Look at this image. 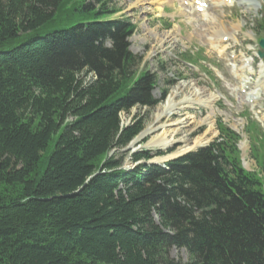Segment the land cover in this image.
<instances>
[{
	"label": "trees",
	"instance_id": "16d2710c",
	"mask_svg": "<svg viewBox=\"0 0 264 264\" xmlns=\"http://www.w3.org/2000/svg\"><path fill=\"white\" fill-rule=\"evenodd\" d=\"M93 1L0 0V264H264V182L235 133L165 167L109 156L143 127L120 113L161 99L134 26Z\"/></svg>",
	"mask_w": 264,
	"mask_h": 264
},
{
	"label": "rangeland",
	"instance_id": "374dc122",
	"mask_svg": "<svg viewBox=\"0 0 264 264\" xmlns=\"http://www.w3.org/2000/svg\"><path fill=\"white\" fill-rule=\"evenodd\" d=\"M84 2L97 6L93 0H84ZM174 2L175 6L174 4H164V10L161 11L156 8L158 5L156 0L105 1L107 10H117L110 16V19L126 18L134 26L132 35L127 42L129 51L139 60L136 75L144 72L155 75L157 83L152 94L155 99H161L153 107L137 105L129 112H121L120 125L126 127L136 121H142L141 133L152 120V114L156 108L180 84L188 83L190 88L205 89L218 96L217 100L209 106L195 105L194 109L189 110V113L195 117L194 122L210 112H214V116L211 118L213 134L206 136L211 139L204 146L215 141V138L218 137L216 122L220 121L224 126L238 133L240 141L245 140L240 143L242 147V143L246 142L245 152L240 150L244 157V168L249 172H256L264 182V122L259 123L264 116V95L258 99V107L253 109L251 102L244 97V94L249 92L248 88H242V91H239L240 79L235 75L239 70H242L245 80L252 84L258 79L259 69L263 68L261 64L264 63L255 56L259 47L257 45L258 36L254 33L257 29L255 22L264 7V0H255V3L248 7H242L243 5L240 6L236 3L232 8L227 6L220 10L218 16L223 24L231 30V33L226 32L228 35L219 38L210 37V32L206 28L200 29L199 25L196 28L198 22L204 23L209 18L202 17V15H195L193 18L185 12L184 10L190 9L187 6L188 0H174ZM259 4L261 5L259 6ZM217 24H214L215 28L219 27ZM219 32L224 33L220 28ZM169 35L170 37L165 39ZM161 38L166 42H160ZM88 79L87 75L86 81ZM164 92L165 96H163ZM189 92L187 87L178 94L176 99L179 100ZM257 111L258 113H256ZM183 113L184 111L180 116L175 115L174 118H180ZM70 119L72 118L70 117ZM253 123H256V126ZM206 129V125L192 124L188 130L189 140L193 141L196 137H203ZM139 134L126 146L119 147L109 153V156L121 161L122 169H133L139 164H156L165 167V161L158 163L152 159L174 152L182 144L176 142L167 150L148 148L145 147V144L152 135L136 141ZM57 136L58 133L53 134L48 151L42 156L38 173H41L45 168L48 153L52 150ZM146 151L151 156L149 159L133 161V155ZM154 219L158 220L156 216ZM169 254L172 258L180 260L182 264H186L188 260V254L182 248H171Z\"/></svg>",
	"mask_w": 264,
	"mask_h": 264
},
{
	"label": "bare ground",
	"instance_id": "6f19581e",
	"mask_svg": "<svg viewBox=\"0 0 264 264\" xmlns=\"http://www.w3.org/2000/svg\"><path fill=\"white\" fill-rule=\"evenodd\" d=\"M158 2L157 9L163 11L164 4H171L172 0H156ZM201 2L207 3V8L203 10V14L211 15V18L208 23H198V28L208 30L210 32V37L219 38L220 36H226L227 33H231V30L227 28L226 25L220 20L218 16L219 10L224 6L225 0H199ZM240 5L244 7L248 6L254 0H238ZM187 10V9H186ZM202 14V15H203ZM197 15L194 11L192 16ZM198 16V15H197ZM218 23V24H217ZM219 25L218 28H215V25ZM213 26V27H211ZM197 28V27H196ZM219 28L223 30V34L219 32ZM210 29V30H209ZM233 31V28H232ZM201 33V32H200ZM169 38L166 36L165 39ZM213 38V39H214ZM165 39L161 38L160 42H166ZM212 39V38H211ZM220 40V39H219ZM248 85L247 82L241 85V89ZM191 86V85H190ZM188 87L190 91L188 95L181 97L179 100L176 99L179 93L182 90H185ZM193 87V86H192ZM193 89V90H191ZM264 92V67L259 71V77L255 83L251 86V93H249L246 98L252 99V103L256 104L260 94ZM218 96L209 93L205 89L199 88H190L188 83L180 84L176 89L172 90L170 94L166 97L165 101L156 108L155 112L152 114V120L147 124L144 130L136 137V141L143 139L147 136L152 137L146 142L145 147L148 148H157L161 150H167L171 148L174 143L181 142L182 144L177 147L174 152L167 153L162 156L155 157L152 159L155 162H164L173 157L184 154L188 151H192L205 145L210 141L211 137H206L208 134H213V122L211 121L214 112H210L203 118L194 122V116L189 113L190 109H194L195 105L209 106ZM184 113L180 118H174V116H180L181 112ZM264 121V119H263ZM192 124L197 125H206L207 129L205 130V135L203 137H196L193 141H190L188 138V130L191 128ZM178 139H176V137ZM242 149L244 150L245 144L242 143Z\"/></svg>",
	"mask_w": 264,
	"mask_h": 264
},
{
	"label": "water",
	"instance_id": "95a60500",
	"mask_svg": "<svg viewBox=\"0 0 264 264\" xmlns=\"http://www.w3.org/2000/svg\"><path fill=\"white\" fill-rule=\"evenodd\" d=\"M260 44H261L262 47H264V41H260ZM174 158H176V157H174ZM174 158H171V159H169V160H172V159H174ZM167 161H168V160H167Z\"/></svg>",
	"mask_w": 264,
	"mask_h": 264
}]
</instances>
